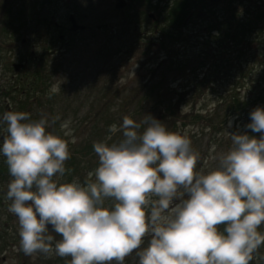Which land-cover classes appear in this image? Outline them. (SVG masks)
Masks as SVG:
<instances>
[{
  "label": "clouds",
  "instance_id": "1",
  "mask_svg": "<svg viewBox=\"0 0 264 264\" xmlns=\"http://www.w3.org/2000/svg\"><path fill=\"white\" fill-rule=\"evenodd\" d=\"M249 115L246 128L260 138L227 133L231 146L207 173L196 170L199 154L187 136L151 115L140 123L125 116L109 128L122 133L119 142L93 144L98 167L81 185L54 179L65 175L70 152L45 118L4 112L0 154L12 178L6 197L17 250L70 264H124L134 252L139 264H250L264 244V109ZM53 232L61 237L54 245Z\"/></svg>",
  "mask_w": 264,
  "mask_h": 264
},
{
  "label": "trees",
  "instance_id": "2",
  "mask_svg": "<svg viewBox=\"0 0 264 264\" xmlns=\"http://www.w3.org/2000/svg\"><path fill=\"white\" fill-rule=\"evenodd\" d=\"M56 1L32 0L31 7L25 12L21 9L14 13L7 11L0 17V36L17 34L22 28L36 39L46 37L48 43H61L66 54H69L68 58L61 57L62 61L59 62L47 50L38 56L29 55L27 60L30 61L27 64L25 62L16 73L11 85L16 91H27L23 95L26 100L17 105V112L28 113L33 121L39 120L36 115L41 111L47 112L50 122L46 131L60 138L59 120L54 119L77 114L83 98L87 103L88 112L82 120L85 125L82 126V131H86L87 140L81 146L68 145L70 159L65 162L66 172L59 179L60 183L71 182L77 173L80 163L77 155L95 153L93 144L96 142L110 145L122 139L121 132L111 133L109 128L112 124L119 128L125 116L140 123L144 116L151 115L169 131L187 136L190 140L199 137L196 136L197 132H191L188 128L195 123L200 125L201 132L203 116L201 110H197L201 101L200 94L190 96V91L187 95L180 92L173 94L169 83L163 84L174 66L167 61L174 59L178 66L181 60H196L197 67L188 70L194 76L193 81L201 83V65L206 66V78L226 75L235 63L237 67H241L242 62L247 60L248 52L254 47L260 50L258 55L264 59V0H129L128 9L122 11L117 22L95 28L94 40L91 42L80 37L82 31L67 32L62 40L52 34L51 29L56 31L53 26ZM218 3L219 6L216 5ZM238 4L242 9L237 7ZM32 7L38 9L34 10ZM149 13L153 18L148 16ZM205 13H209L210 19ZM145 20H148L150 27L143 31L138 27ZM201 25L206 29V38L203 39L201 34L197 36L195 31H192L195 32L193 38L184 36L187 30H196L193 29L194 26L201 30ZM13 26L16 28L13 29ZM182 43L194 49L199 48V51L184 58H173L174 49ZM201 45L213 46L217 49L216 54L213 49H210V54L208 50L201 51ZM70 51L81 57L86 56L85 63L94 61L100 66L93 80L81 83L71 94L65 90L74 76L72 63L66 61L72 60ZM177 54L179 55L178 52ZM202 58L212 62L207 64L201 61ZM130 61L138 62L139 66L128 77ZM162 61H166L168 65L164 66ZM53 77L65 80V85L60 84V93L54 95L49 92ZM216 79L212 78L205 83L211 85ZM209 89L216 91L210 87ZM184 96L186 99H183ZM220 98L226 101L224 113L232 111L248 117L250 106L260 104V108L264 109L262 92L256 93L250 100H240L235 92ZM205 120L207 126L215 130L212 120L208 117ZM200 161L201 158L197 162V171ZM85 165L87 169L98 167V158L93 164L86 162ZM0 171L5 174L8 172L5 161L0 160Z\"/></svg>",
  "mask_w": 264,
  "mask_h": 264
},
{
  "label": "rangeland",
  "instance_id": "3",
  "mask_svg": "<svg viewBox=\"0 0 264 264\" xmlns=\"http://www.w3.org/2000/svg\"><path fill=\"white\" fill-rule=\"evenodd\" d=\"M31 2L32 0H0V17L5 15L7 11H9V13H14L17 9H21L25 12L31 7ZM125 2V6L123 8L115 9V0H57L54 3L56 12L54 22L60 24L63 29L59 28L56 31L58 33H65V28L68 27L66 16L69 12H72L75 16L76 22L84 25V29L79 34L80 37L86 38L91 42L94 40L93 34L96 27L101 25H103V27L110 26L121 18L122 11L128 9L127 6L129 4V0H125ZM235 4H237V2H235ZM243 4L245 6L247 1ZM216 5L219 6V3ZM237 7L242 9L239 4ZM32 8L34 10L38 9L37 7ZM205 16L207 18L209 17V19L211 17L209 13H205ZM201 23L203 22L201 21ZM149 27L150 25L148 20H145L138 28L146 31ZM15 28L16 26H13V29ZM193 29L196 30H192L191 28V30H187L186 33L184 32V36L193 38V34L196 32L195 34L197 36L201 34L203 39L206 38V29L202 28V25L201 30L196 26H194ZM51 32L52 34H55L53 29H51ZM57 32L55 37L57 36ZM4 39L5 41H2ZM22 39L24 42H21ZM0 42V90L3 88L6 91L4 92L5 94L3 91H1V97L6 96V98L11 97L12 99L16 100L22 97L19 94V91H16L15 89L14 91L11 90V85L14 83V78L11 77V75L14 73L10 67L11 62L26 61L27 64L30 61L27 60L29 52H33L32 54L34 56H38L45 50H53L54 52L51 56L56 58L55 61L57 62L62 61L61 57H69V54H66L64 46L61 43L56 41L48 43V41H46V37H40L36 39L32 34H28L22 28L17 34L13 33L12 35L6 37L0 36ZM252 46L254 47L255 45H251V47ZM210 49H213L214 53L216 54L217 49L213 46L210 47L201 45V51L208 50V54H210ZM174 50L173 58H184L186 55L190 56L195 54L199 51V48L194 49V47L182 43V45ZM258 52H260L259 49H256V47H254V49L252 48V50L249 51L246 56L247 60L242 62V66L237 67L236 63L233 64L226 75H215L213 77L208 76L205 78L206 66L201 65V76H199V78L201 77V83H196V81H193L194 76L188 70L197 67L196 60H181L178 66L177 63L173 61L174 59L167 61L174 66L171 70V73L165 78L163 84L169 83L171 88H173V94L180 92V94L187 95V92L190 91V96L200 94L201 97V101L197 105V110H201V116H203V118L201 117V132L199 131L200 125L195 123L188 128L191 132H197L198 134L196 136H199L195 139L191 138V145L193 150L199 154V159L201 158L198 169L201 172L207 173L218 167V160L214 159V157H218L221 153L226 152L231 146V140L227 133L243 134L247 129L246 125L251 122L250 116L246 117L245 114L237 115L236 112L232 111L224 113V110L226 109V104L224 102L226 101L220 98V96L227 97L228 94L235 92V95L239 97L240 100H244L246 98L250 100L253 99L256 93L262 92V94H264V59L262 60V57L260 58ZM70 58L72 60L66 61L68 63H72L71 69L74 76L72 80L67 83L68 86H66L65 89L69 94H71L74 91L73 89L77 88L81 83L93 80L95 74L100 69V66H98L94 61H89L88 63L86 62V64V56L81 57L80 55L73 54V52H71ZM201 61H205L207 64L212 62V60H204L203 58ZM130 62L131 64L129 63L130 65L127 68L129 69L128 77L133 75L139 66L138 62ZM162 62H164V66L168 65L166 61ZM177 67L181 70H178ZM240 69L241 71H239ZM212 78L217 79L214 80L211 85H207L205 82H210ZM60 84L65 85V80L58 79V77H53L51 79V87L53 85ZM209 87L216 89V91L213 92V90H210ZM219 92H221V95ZM183 99H186V97L184 96ZM217 99L221 100V103ZM82 102L83 103L81 107H79L77 114H69L65 118L57 117L54 119L59 120L58 130L61 132V138L66 140L68 145L81 146L85 143V140H87L85 136L86 131H82V126H85L84 123H82V120L88 112V106L84 98ZM257 107H260V104H255L252 107L250 106V113ZM1 110L2 106L0 105V112ZM12 112H17V105L14 106ZM36 116L39 117V119L45 118L49 124L50 117L47 112L41 111ZM206 117H208L209 120H212L215 125V130L207 126V122L205 120ZM65 122H68L67 129L62 128V125ZM4 127V125H0V131L3 133ZM73 140H75V143L72 142ZM96 158H98L96 153H89L85 156L77 155V160L80 162L79 169L72 177L71 182L84 185L87 181H89L90 178L88 173L94 172L96 167L94 169H87L85 163L87 162V164H89L90 162L93 164ZM5 159L6 158L0 154V160L4 162ZM60 178L62 177H54V179L58 181H60ZM11 179L12 178L8 173L7 180L9 181L5 183L4 186H8ZM92 179H94V177ZM111 203L112 201H106L105 206H110ZM9 204L10 202L6 201L2 208V212L0 213V227L5 226L3 223L10 226V228L7 227V234L3 238H0V264H70V257L61 258L56 256L54 253H36L32 256H25L22 252L18 251V223L16 217H14V215L8 211ZM9 230L12 233L8 234ZM50 235L53 237V245L55 242L61 239V237L54 232L50 233ZM149 239L150 237L148 236L144 238L142 247L147 246ZM5 243H9V247L7 250H4L6 251L4 253L2 250L5 246ZM113 264H115V262H113ZM124 264H139V259L136 253L134 252L126 257ZM250 264H264V244H261L259 248L253 253V259Z\"/></svg>",
  "mask_w": 264,
  "mask_h": 264
},
{
  "label": "flooded vegetation",
  "instance_id": "4",
  "mask_svg": "<svg viewBox=\"0 0 264 264\" xmlns=\"http://www.w3.org/2000/svg\"><path fill=\"white\" fill-rule=\"evenodd\" d=\"M54 27H55V29L56 30H58L59 28L61 29L62 28V26L60 25V24H56V23H54V25H53ZM63 29V28H62ZM65 33H67L68 31H67V28H65ZM55 34H56V31L54 32ZM65 33H58L57 32V38H58V40L59 39H61L59 36H64V34ZM21 42H24V41H22L21 40ZM29 53H32V52H29ZM24 60H26V59H24ZM11 77L12 78H15L16 77V75L15 74H12L11 75ZM1 91H3V93L4 92H6L5 91V89H3L2 88V90H0V94H1ZM12 91H14V89L12 90ZM27 91L26 90H20L19 91V94L22 96V97H20V98H18L17 100L16 99H12L11 97H7L6 98V96L5 97H1V95H0V105L2 106V109H3V107H4V105H5V103H8L9 104V102H10V108H11V110L12 109H14V106L15 105H18V104H20V103H22L24 100H26V98H24L23 97V95H24V93H26ZM5 94V93H4ZM2 111V110H1ZM0 115H1V112H0ZM249 123H251V122H249ZM248 123V124H249ZM246 134H248L249 136H253V137H255V138H257V139H259L260 138V136H261V133L259 134V133H255V132H252L250 129H246L245 131H244ZM245 133H243V134H245ZM5 134V133H4ZM3 134V132L2 131H0V142L2 143V136L4 135ZM7 175H8V173H6L5 174V172L4 171H0V213L2 212V208H3V206L5 205V203H6V201H9L8 199H7V197H6V192H7V186H4V184L5 183H7ZM3 197H4V199H3ZM10 203H11V201H9ZM15 217V216H14ZM0 223H1V221H0ZM5 226L4 227H0V238H3L6 234H7V227H9L10 228V226H8V225H6L5 223H3ZM258 231L259 232H261L262 234H264V224H262L259 228H258ZM9 233H12V232H10V230H9V232H8V234ZM8 247H9V243H5V246H4V248H3V252L5 253L6 251H4L5 249L7 250L8 249ZM2 259H3V257H2Z\"/></svg>",
  "mask_w": 264,
  "mask_h": 264
},
{
  "label": "water",
  "instance_id": "5",
  "mask_svg": "<svg viewBox=\"0 0 264 264\" xmlns=\"http://www.w3.org/2000/svg\"><path fill=\"white\" fill-rule=\"evenodd\" d=\"M124 6H125V0H115V3H114V8L115 9H121ZM149 17L153 18V16L151 14H149ZM67 20L69 22V27H68L69 31L75 32V31L82 30L84 28L83 25L76 23L74 15L72 13L68 14ZM59 37L61 38L62 36H59ZM20 65L21 64H19V63H12L13 70H15V71L18 70ZM6 111H9L8 104H5V106L3 108V113L6 112ZM3 113H2V115H3ZM49 230H51V226H49Z\"/></svg>",
  "mask_w": 264,
  "mask_h": 264
}]
</instances>
